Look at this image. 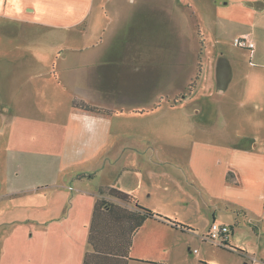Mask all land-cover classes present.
<instances>
[{
	"label": "crops",
	"instance_id": "1",
	"mask_svg": "<svg viewBox=\"0 0 264 264\" xmlns=\"http://www.w3.org/2000/svg\"><path fill=\"white\" fill-rule=\"evenodd\" d=\"M136 1L129 0L118 9L132 11ZM94 3L0 0V26L6 28L3 33L8 38L21 37L22 30L31 28H76L90 19ZM212 6L221 32L234 26L239 28L237 37L249 35L253 40L255 48L249 51L253 62L247 68H216L217 93L228 100L223 102L217 122L221 130L213 137L194 140L188 167L197 179L193 187L205 207L211 209L213 222L230 227V247L248 260L245 264H264V0H214ZM172 9L166 18V33L171 35L173 18L175 36L182 35L175 23L180 17L176 4ZM107 18L109 22L97 28L100 32L93 37L98 40H92L91 45L85 47L74 38L71 55L77 63L65 70H57L55 65L50 71L43 66L57 59L63 65L67 57L62 58V50L47 51L37 42L0 50V60H5L0 62V80L7 82V97L5 103L0 101V110L9 114L6 133L3 127L0 131V230L5 229L6 238L0 264H167L175 251V235L196 231L195 224L176 220L172 221L178 227L153 218L142 223L140 207L164 214L153 201H145L147 194L153 198L157 187H142L143 171L153 177L159 166L153 162L155 155L151 154L148 165L133 160L135 155L144 158L146 151L127 142V132L121 128L124 115L74 106L78 100L111 112V107L122 104L128 95L152 99V89L133 90L125 81L152 74L142 59L153 54L141 44L149 41L154 19L145 26L141 19H126L119 25L134 38L112 39L109 46L107 33L112 24ZM186 19L189 28H194L195 22ZM190 35V40L175 41L176 48L198 59L196 81L186 85V96H176L184 101L204 70V45L193 33ZM58 74L69 80L65 93ZM34 80L42 83L34 85ZM63 96L72 104L66 122L57 116L46 120L28 114L40 101L48 97L56 101ZM171 100L175 105V98ZM107 187L133 199L124 201L100 193ZM98 202L102 205L96 209ZM17 224L22 225L19 229L24 237L15 243Z\"/></svg>",
	"mask_w": 264,
	"mask_h": 264
},
{
	"label": "rangeland",
	"instance_id": "2",
	"mask_svg": "<svg viewBox=\"0 0 264 264\" xmlns=\"http://www.w3.org/2000/svg\"><path fill=\"white\" fill-rule=\"evenodd\" d=\"M128 2L129 0H95V7L98 8L100 5L99 8H101L99 16H96L97 9L95 8L86 23L71 29L31 28L22 30L19 34L23 35L21 37L15 35L8 38L3 33L6 28L0 26V50L12 49L13 46L25 44L34 45L37 42L36 45H40L47 51H51L53 48L58 51L62 50L64 52L62 58L67 57L66 60L63 59L65 61L63 65L60 59L42 65H45L50 71L55 65L57 70H65L77 63V60L71 55L74 52V38L85 47L91 45L92 40L95 39L93 36L98 29L109 22L107 15L110 17V24H112V29L107 33L110 37L109 46L112 39L118 40L122 36L134 38L133 33L127 34L128 31L121 29L119 25L124 24L126 19L133 18V21L141 19L143 26L149 20L154 19V31H152L149 41L141 44L143 50L153 54L152 58L142 59L143 66H149L152 74L151 76L137 75L134 78H126L127 81H125L127 87L133 90L152 89L154 92L152 99L140 97V94L128 95L120 102L122 104L111 107L110 114L113 116L117 113L125 116L121 128L127 132V142L146 151L144 158L135 155L133 160L136 162L140 160L144 165H148L152 161L149 160L151 154H154L153 162L159 164L157 169L156 166L153 167L156 169L153 171V177L146 170L142 173V187H149L150 184L157 187L153 198L150 199L147 194L145 201L148 203L153 201L158 209L164 211V214H158L167 219L188 225L195 224L193 226L195 232L188 230L183 234L175 235L172 240L175 251L172 252V256L168 257L167 264H205L203 261L206 260L212 264H245L248 260L230 245L219 246L203 240V236L207 234L208 228L213 222V216L211 209L205 207L202 198L193 187L197 179L188 165L192 149H194V140L213 137L214 133H219L221 130L217 122L221 106L224 107L223 102L228 100H224L227 96L224 97L217 93L216 68H227L228 66L247 68L250 62H253L251 52L234 46L237 30L239 31L238 27L227 26L221 32L222 28L216 26L215 11L212 6L214 0H137L136 7L132 8V11L126 12L125 9H118V6ZM173 4H176L180 13V17H176L175 23L182 35L175 36L174 19L172 18L171 35L168 36L166 18H169L170 12L173 13ZM107 5L110 6L109 10L106 9ZM136 9H138L137 12ZM186 18H190L193 24L195 22L194 28H189V19ZM190 33L197 36L199 43L204 45V70L197 87L189 99L184 101L176 96L181 93L186 96L188 94L186 85L196 81L198 59L194 54L176 48L178 42L175 41L180 38L184 41L186 38L190 40ZM101 34L103 33L101 32ZM82 36H86L87 39L84 41ZM115 43L116 41L113 40L112 44ZM196 48L198 49L197 46ZM59 55L60 52L57 57ZM4 61L0 60V62ZM57 77L62 81L63 91L69 89V80L61 74H58ZM31 82L34 85L42 83L39 80ZM6 83L5 79L0 80V101L4 103L7 97ZM156 93H158L157 96ZM167 95L170 96V100L167 99ZM174 98L176 104L172 105L174 101L171 99ZM28 111L31 117L41 116L49 120L51 117L57 116L66 122L71 115L72 104L68 103L65 96L56 101L48 97L42 103L40 101L38 107L29 108ZM8 119L9 114L0 110V131L2 127L5 130ZM4 132L6 133V130ZM167 214L169 217L164 216ZM19 226L22 225H16L17 232L13 240L15 243L22 242L24 237ZM4 233L5 229H1L0 250L6 241ZM6 234L8 235L7 232Z\"/></svg>",
	"mask_w": 264,
	"mask_h": 264
},
{
	"label": "trees",
	"instance_id": "3",
	"mask_svg": "<svg viewBox=\"0 0 264 264\" xmlns=\"http://www.w3.org/2000/svg\"><path fill=\"white\" fill-rule=\"evenodd\" d=\"M201 70H202V59L200 57L199 58V72H201ZM74 106L81 108V109H84V110L91 111V112L110 113V111H108V110H104V109H101V108H98L95 106H91L90 104H88L86 102L78 101V100L74 101ZM89 177H93V176L91 175ZM100 193H102V194L106 193L110 196L116 197V198L124 200V201H131L133 199L130 195H128L125 192H122L118 189H115V188H109V187L102 188V189H100ZM101 205H102V202H98L96 209L99 208ZM140 208L143 210L142 223H144L147 219L153 218V219L164 220L166 222L172 223L175 227L179 226L177 223H174L172 220L167 219L160 214H157V213H155L149 209H145L142 207H140ZM180 227L185 228V229H189L187 226H184V225L183 226L181 225ZM232 248H234V247H232Z\"/></svg>",
	"mask_w": 264,
	"mask_h": 264
},
{
	"label": "built area",
	"instance_id": "4",
	"mask_svg": "<svg viewBox=\"0 0 264 264\" xmlns=\"http://www.w3.org/2000/svg\"><path fill=\"white\" fill-rule=\"evenodd\" d=\"M233 44L236 48L243 50L252 51L255 48V43L249 35L235 38ZM230 234L231 229L228 225L213 222L209 228L208 234L203 237V240L213 242L219 246H227L229 245Z\"/></svg>",
	"mask_w": 264,
	"mask_h": 264
},
{
	"label": "flooded vegetation",
	"instance_id": "5",
	"mask_svg": "<svg viewBox=\"0 0 264 264\" xmlns=\"http://www.w3.org/2000/svg\"><path fill=\"white\" fill-rule=\"evenodd\" d=\"M184 96L183 94H181V97Z\"/></svg>",
	"mask_w": 264,
	"mask_h": 264
}]
</instances>
